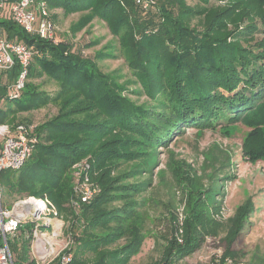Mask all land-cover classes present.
Returning a JSON list of instances; mask_svg holds the SVG:
<instances>
[{
  "label": "trees",
  "instance_id": "obj_1",
  "mask_svg": "<svg viewBox=\"0 0 264 264\" xmlns=\"http://www.w3.org/2000/svg\"><path fill=\"white\" fill-rule=\"evenodd\" d=\"M47 1L66 13L91 6L99 16L125 26L130 69L152 104L140 106L121 95L109 75L72 43L55 44L28 34L12 21L0 20L10 37L18 36L37 50L21 97L5 101L0 123H14L19 112L58 106L55 116L36 126L38 142L16 175V196H43L53 214L66 219L76 239L69 264H127L141 251L147 226L156 245L162 246L160 260L152 264H176L196 251L206 236L221 234L225 254L237 257L233 245L243 230L245 210L252 205L248 200L233 215L220 216L218 195L229 175L217 174L215 163L205 173L208 185L203 175H191L169 163L187 194L182 219L171 208L153 216L148 206L155 201L148 191L154 186L158 148L167 146L186 125L205 128L236 119L253 130L264 125V40L254 46L249 39L258 29L251 15H259L264 24V0H229L227 7L212 8L206 6L210 0H197L205 4L203 9L189 6L186 0H161L146 19L148 23L154 19L150 30L145 29L147 22L135 0ZM128 8L133 22L126 15ZM206 14L203 30L191 26L195 16ZM228 18L251 22L231 30L225 25ZM17 71L18 65L11 76ZM42 76L57 88L47 91L30 81ZM245 153L255 157L253 150ZM89 155L91 178L100 191L77 213L69 204L72 166ZM121 239L124 242L112 248ZM248 264H264V259Z\"/></svg>",
  "mask_w": 264,
  "mask_h": 264
},
{
  "label": "rangeland",
  "instance_id": "obj_2",
  "mask_svg": "<svg viewBox=\"0 0 264 264\" xmlns=\"http://www.w3.org/2000/svg\"><path fill=\"white\" fill-rule=\"evenodd\" d=\"M160 1L157 0V8ZM186 2L189 6L205 8V4L201 5L197 0H186ZM230 4L229 0H210L206 6H209L208 8L227 7ZM50 8L57 36V42L52 41L53 43H72L75 48L78 47L83 51L85 57L94 60L103 73L109 75L112 85L121 95L137 105L151 106L152 97L130 69V42L125 26L120 25L118 20L99 16L91 6L72 13H66L63 8L51 6ZM239 11L241 12V9ZM140 12L144 20L149 18L148 14ZM126 15L128 19L134 21V14L130 8L126 10ZM207 16L208 14L195 16L191 26L203 30L202 20L207 19ZM251 17L254 18L258 29L249 39L251 45L257 46L264 40V24L259 15L254 14ZM151 21V23L145 21L147 22L146 30H150V27L155 25L154 19ZM250 22V18L235 22L233 18H228L225 25L233 30L238 25L243 27ZM233 38L234 36L230 37L231 40ZM1 79H5L4 74L0 76V81ZM30 81L47 91H54L57 88L55 82L47 76L30 79ZM57 113L58 106L48 104L42 108L19 112L14 123L33 122L38 125ZM242 121L236 119L231 123H217L215 126L205 128L186 125L184 130L171 137L167 146H160L158 148L159 162L154 170V186L149 189L150 194L147 193L152 195L155 202H150L148 208L153 216L160 215L161 212L166 214L170 208L178 210L179 213L183 211L187 194L184 186L178 183L173 171L169 168V163H172L174 167H181V170L190 172L191 175L196 172L198 175H203L204 182L208 185L209 176L205 173L213 170L211 166L213 162L217 168V174L229 175L221 189L222 194L218 195L222 205L220 216L227 218L233 215L237 208L248 200L252 205L250 210H245L243 230L233 245V249L239 253L234 258L246 259L248 263L254 259V262L258 263L264 259V125L253 130L252 126ZM246 150H253L255 157L252 158L250 154L245 153ZM86 158L92 163L90 155ZM19 170L6 169L0 173L5 205L11 206L12 201L18 197L16 187L19 181L16 175ZM147 227L149 229L141 251L127 264H152L160 260L162 246L156 245L152 231L149 226ZM221 236L223 237L224 234ZM221 236L219 237L222 238ZM22 241L23 239L11 240L16 251V264H23L26 259H24V253L27 252V247L21 246ZM123 242L122 239L118 240L112 248H118ZM220 243L226 247L222 239ZM185 258L176 264H193L191 257L187 260Z\"/></svg>",
  "mask_w": 264,
  "mask_h": 264
},
{
  "label": "built area",
  "instance_id": "obj_3",
  "mask_svg": "<svg viewBox=\"0 0 264 264\" xmlns=\"http://www.w3.org/2000/svg\"><path fill=\"white\" fill-rule=\"evenodd\" d=\"M135 3L143 14L156 12L157 0H135ZM51 11L47 0H0L1 21H12L30 35L57 42ZM36 53L34 45L18 36L10 37L0 25V76L5 75L0 81V87L4 89L0 96V111L4 101L21 97ZM16 65L18 71L12 77L10 73ZM36 126L33 122L0 123V173L6 169L19 170L26 164L38 142ZM90 169L87 158L72 166L73 196L69 204L77 213L100 191L91 178ZM18 239H23L21 246L27 247L23 264H69L73 259L75 235L68 230V222L63 216L53 214L48 200L28 194L17 197L11 206L5 205L0 182V264H16V251L11 240ZM179 240L182 242L181 237ZM220 241L219 236H206L203 244L185 259L191 257L193 264H248L246 259L226 255V247Z\"/></svg>",
  "mask_w": 264,
  "mask_h": 264
}]
</instances>
